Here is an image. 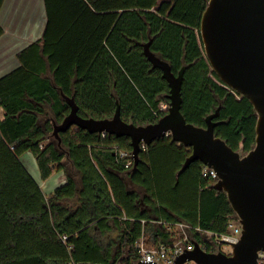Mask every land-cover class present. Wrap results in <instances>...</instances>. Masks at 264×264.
Returning a JSON list of instances; mask_svg holds the SVG:
<instances>
[{
	"label": "trees",
	"instance_id": "obj_1",
	"mask_svg": "<svg viewBox=\"0 0 264 264\" xmlns=\"http://www.w3.org/2000/svg\"><path fill=\"white\" fill-rule=\"evenodd\" d=\"M208 2L45 0L42 38L0 77V264H134L142 236L148 247L170 243L168 224L178 222L214 251L201 231L226 232L237 214L227 193L203 175L200 160L182 169L191 148L165 136L142 148L136 167H126L129 156L122 152L133 149L128 136L73 125L60 133L59 144L53 133L54 121L71 110L62 92L75 97L83 117H112L117 100L127 122L154 123L165 115L169 84L144 53L152 40L151 50L175 74L185 68L186 120L206 126L220 108L216 135L249 152L258 114L248 97L221 81L205 54L201 22ZM26 151L43 179L67 158L79 181L69 175L47 196L20 159ZM74 198L77 203H66Z\"/></svg>",
	"mask_w": 264,
	"mask_h": 264
},
{
	"label": "water",
	"instance_id": "obj_2",
	"mask_svg": "<svg viewBox=\"0 0 264 264\" xmlns=\"http://www.w3.org/2000/svg\"><path fill=\"white\" fill-rule=\"evenodd\" d=\"M205 54L221 81L231 90L248 97L258 114L256 143L242 154L215 133L220 108L206 117V126L188 122L182 113V85L185 68L175 74L168 61L151 50L152 40L144 43V53L153 67L162 70L170 91L168 112L158 121L135 124L123 120L120 104L112 117H83L74 96L63 97L71 110L62 122L54 121V135L76 125L92 133H108L131 138L134 166L139 161L142 143L171 136L191 148L182 169L196 160L213 168L219 179L214 187L224 190L243 231L231 254L207 251L197 240L194 246L176 257L173 264L194 260L197 264H260L264 251V0H209L201 22ZM134 264H158L138 261Z\"/></svg>",
	"mask_w": 264,
	"mask_h": 264
},
{
	"label": "crops",
	"instance_id": "obj_3",
	"mask_svg": "<svg viewBox=\"0 0 264 264\" xmlns=\"http://www.w3.org/2000/svg\"><path fill=\"white\" fill-rule=\"evenodd\" d=\"M0 24L4 28L0 36V77H2L20 66L18 53L21 50L42 38L47 24L45 0H5L0 10ZM2 111L3 109H0V112ZM20 159L47 196L58 186L66 183L69 175H74L79 181V172L73 168L72 162L67 158L63 160L64 166L56 169L47 179L41 177L32 151L24 152ZM67 162L69 166L66 165ZM77 200L74 198L67 200L66 203L72 205L71 202L77 203Z\"/></svg>",
	"mask_w": 264,
	"mask_h": 264
},
{
	"label": "built area",
	"instance_id": "obj_4",
	"mask_svg": "<svg viewBox=\"0 0 264 264\" xmlns=\"http://www.w3.org/2000/svg\"><path fill=\"white\" fill-rule=\"evenodd\" d=\"M146 143H142V148H147ZM122 155L129 156V160L126 163V167H130L134 163L133 154L128 152H122ZM203 175L211 178L214 183L219 179L217 172L207 166H203ZM169 229L173 232V241L170 243L160 242L157 246L148 247L145 239L142 236L138 241L137 245L141 253L139 261L154 262L158 264H173L176 257L183 253L185 250L190 249L194 246V240L191 238L190 226L185 223L178 222L168 224ZM180 228V237H176L174 233L175 228ZM243 227L240 223L238 216L232 217L227 225V231L223 233L213 231H201L205 232L210 240V245L215 252L222 251L226 254L232 253L233 244L237 243L242 235ZM67 236H64L66 239ZM227 247V248H224ZM258 261L260 264H264V251H259ZM70 264H76L71 261ZM184 264H197L194 260H188Z\"/></svg>",
	"mask_w": 264,
	"mask_h": 264
},
{
	"label": "rangeland",
	"instance_id": "obj_5",
	"mask_svg": "<svg viewBox=\"0 0 264 264\" xmlns=\"http://www.w3.org/2000/svg\"><path fill=\"white\" fill-rule=\"evenodd\" d=\"M66 165L69 166V163L67 162ZM71 170H72V169H71ZM128 185H129V187H130L131 189H134V188H135V186H134L133 184H131L129 181H128ZM71 204H75V203H74V202H71ZM175 232H176V233H174V234L176 235V237H180V236H179V235H180L179 232H181L180 228L176 227V228H175ZM112 235H113L114 237H116V236H117V231L112 232ZM201 235H202V237H203L204 240L210 242L209 237L207 236V234H206L205 232H201ZM191 238L194 240V236H193V234H192ZM224 248H227V247H224ZM229 254H231V253H229Z\"/></svg>",
	"mask_w": 264,
	"mask_h": 264
},
{
	"label": "bare ground",
	"instance_id": "obj_6",
	"mask_svg": "<svg viewBox=\"0 0 264 264\" xmlns=\"http://www.w3.org/2000/svg\"><path fill=\"white\" fill-rule=\"evenodd\" d=\"M37 6H38V5H37ZM37 6H36V7H37Z\"/></svg>",
	"mask_w": 264,
	"mask_h": 264
}]
</instances>
